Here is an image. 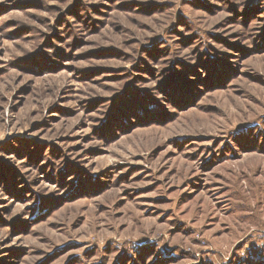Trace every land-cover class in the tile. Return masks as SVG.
Segmentation results:
<instances>
[{"label": "rangeland", "instance_id": "obj_1", "mask_svg": "<svg viewBox=\"0 0 264 264\" xmlns=\"http://www.w3.org/2000/svg\"><path fill=\"white\" fill-rule=\"evenodd\" d=\"M0 264H264V0H0Z\"/></svg>", "mask_w": 264, "mask_h": 264}]
</instances>
